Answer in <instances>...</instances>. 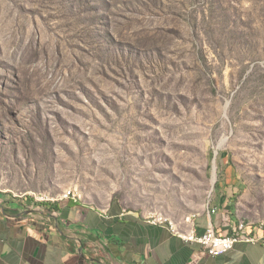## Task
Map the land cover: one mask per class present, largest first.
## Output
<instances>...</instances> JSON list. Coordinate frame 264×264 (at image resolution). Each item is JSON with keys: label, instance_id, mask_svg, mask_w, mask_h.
<instances>
[{"label": "rangeland", "instance_id": "374dc122", "mask_svg": "<svg viewBox=\"0 0 264 264\" xmlns=\"http://www.w3.org/2000/svg\"><path fill=\"white\" fill-rule=\"evenodd\" d=\"M128 10L117 0H0V201L55 202L70 190L184 231L211 205L257 227L264 0ZM138 30L155 44L108 36Z\"/></svg>", "mask_w": 264, "mask_h": 264}, {"label": "crops", "instance_id": "0c3cea01", "mask_svg": "<svg viewBox=\"0 0 264 264\" xmlns=\"http://www.w3.org/2000/svg\"><path fill=\"white\" fill-rule=\"evenodd\" d=\"M52 203L57 210L32 198L0 201V264H264L262 243L240 242L210 256L170 222L121 204L101 208L71 198ZM228 212L208 206L184 229L231 234L239 223ZM261 223L255 224L263 234Z\"/></svg>", "mask_w": 264, "mask_h": 264}, {"label": "built area", "instance_id": "2783aa9c", "mask_svg": "<svg viewBox=\"0 0 264 264\" xmlns=\"http://www.w3.org/2000/svg\"><path fill=\"white\" fill-rule=\"evenodd\" d=\"M63 198H71L75 200L72 196V191L70 190L67 192V196H63ZM171 226L174 231L185 240L200 244L210 256L223 255L234 249L236 246V241H231V238H226V235L218 233L213 227H208L205 232L197 234L193 230H179L174 224H171ZM257 229L258 227L251 229L237 228L236 234L244 236V242L262 243L264 245V233H258Z\"/></svg>", "mask_w": 264, "mask_h": 264}, {"label": "trees", "instance_id": "16d2710c", "mask_svg": "<svg viewBox=\"0 0 264 264\" xmlns=\"http://www.w3.org/2000/svg\"><path fill=\"white\" fill-rule=\"evenodd\" d=\"M117 1L123 5L128 6L129 7L128 12L130 14H132V13H135L134 9L138 6L144 8V9H147V10H149L152 7L160 8V7H162V1L164 2L166 0H117ZM122 18H124L130 22L134 21L133 19H131L130 17H127V16H122ZM133 31H135V30H133ZM108 36L111 39V41H113V43H115L116 45H120V42H125L126 45L129 47H131L133 45H139L140 47H146V46L152 45V43L155 44V40L153 38H151V33L148 30L139 31L138 33L131 35L132 38H127V41L121 40L119 38V34L117 35L114 32L108 33ZM133 38L136 40H134ZM234 196H237V194H235ZM48 203H50L51 206H54V208L56 210L58 209L56 204H53L52 202H48Z\"/></svg>", "mask_w": 264, "mask_h": 264}, {"label": "bare ground", "instance_id": "6f19581e", "mask_svg": "<svg viewBox=\"0 0 264 264\" xmlns=\"http://www.w3.org/2000/svg\"><path fill=\"white\" fill-rule=\"evenodd\" d=\"M65 196H67V194H65ZM73 197L75 200H77L75 198L76 197L75 195ZM160 220H162V219H160ZM263 224L264 223H261V226H263ZM237 228H239V229H251L252 227H248L245 224H239L231 234L226 235V238H231V241H236V244L240 243V242H244V236H239V234H236Z\"/></svg>", "mask_w": 264, "mask_h": 264}]
</instances>
